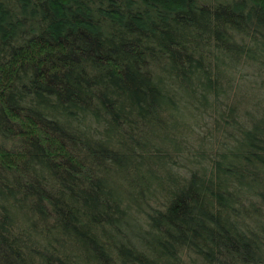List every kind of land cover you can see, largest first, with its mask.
I'll list each match as a JSON object with an SVG mask.
<instances>
[{
	"label": "trees",
	"instance_id": "16d2710c",
	"mask_svg": "<svg viewBox=\"0 0 264 264\" xmlns=\"http://www.w3.org/2000/svg\"><path fill=\"white\" fill-rule=\"evenodd\" d=\"M0 264H264V0H0Z\"/></svg>",
	"mask_w": 264,
	"mask_h": 264
}]
</instances>
